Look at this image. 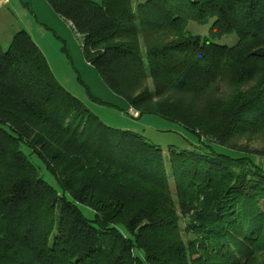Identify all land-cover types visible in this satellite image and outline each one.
Returning <instances> with one entry per match:
<instances>
[{
    "label": "trees",
    "instance_id": "obj_1",
    "mask_svg": "<svg viewBox=\"0 0 264 264\" xmlns=\"http://www.w3.org/2000/svg\"><path fill=\"white\" fill-rule=\"evenodd\" d=\"M44 1L138 118L196 145L164 155L101 122L17 32L0 47V264H264V169L248 156L264 151L235 142L264 130V0Z\"/></svg>",
    "mask_w": 264,
    "mask_h": 264
},
{
    "label": "rangeland",
    "instance_id": "obj_2",
    "mask_svg": "<svg viewBox=\"0 0 264 264\" xmlns=\"http://www.w3.org/2000/svg\"><path fill=\"white\" fill-rule=\"evenodd\" d=\"M21 1L25 3L29 11L32 8L34 11L38 10L39 0ZM40 2L45 1L40 0ZM56 20L62 25V27L58 25L55 28V31L58 33L55 35L59 38L53 36L51 32H47L44 35L46 39L43 42L42 40H39V42L36 41L39 44V50L43 52L41 54H44L46 57V63L48 62L47 66L51 72L50 74L53 75V79L58 86L73 98L82 102L86 110H89L97 117L99 116L98 118L101 122L115 129L120 128L126 130L125 128H129V131L140 133L149 143L157 148H161L164 155H166L167 149H170V147L183 149L196 145L193 136L181 129L179 125L170 122L167 123L158 116L142 115L138 118L140 112L130 107L126 99L119 94H115L103 84L94 68L92 66L90 67L82 59L83 57L79 47L81 45V38L74 35L68 24L58 17ZM52 23H49L48 25L50 26L48 27L52 28L55 24L54 21ZM188 30L200 36H204L208 31L207 26L202 27L194 23L189 24ZM235 39L234 35H230L227 38L222 37L219 41L229 46L236 43ZM1 47L2 50L6 49V46L1 45ZM147 87L149 91H152L151 84H147ZM141 90L142 86L135 87L131 91L130 96H138V92L140 93ZM172 96L176 97L175 102L181 106L182 110L184 112L185 110L190 111L192 117H195L197 121L206 122L209 119L202 112L203 106L201 104L205 101L197 102L186 95ZM165 98L171 101L169 97ZM152 104H155V102H152ZM235 142L240 147H247L249 151L262 152L264 151V130L246 134L236 139ZM248 156L257 165L261 164L260 166L264 169V156L250 154Z\"/></svg>",
    "mask_w": 264,
    "mask_h": 264
},
{
    "label": "crops",
    "instance_id": "obj_3",
    "mask_svg": "<svg viewBox=\"0 0 264 264\" xmlns=\"http://www.w3.org/2000/svg\"><path fill=\"white\" fill-rule=\"evenodd\" d=\"M38 3L37 11H34L33 8L29 11L28 7L21 0H8L6 3L0 1V47L2 45L7 48L14 35L19 31H24L37 49H40L37 41L42 40L43 42L46 39L44 35L47 32H51L53 36L58 37L55 35L58 34L55 28L58 25L62 27V25L56 20L57 16H55L45 2H40L39 0ZM53 21L55 24L53 25L54 27L52 26V29L48 27L50 26L48 24ZM39 51L42 52L41 50ZM43 57H45L44 54ZM125 129L129 130V128Z\"/></svg>",
    "mask_w": 264,
    "mask_h": 264
},
{
    "label": "built area",
    "instance_id": "obj_4",
    "mask_svg": "<svg viewBox=\"0 0 264 264\" xmlns=\"http://www.w3.org/2000/svg\"><path fill=\"white\" fill-rule=\"evenodd\" d=\"M1 2H3V3H6L8 0H0Z\"/></svg>",
    "mask_w": 264,
    "mask_h": 264
}]
</instances>
